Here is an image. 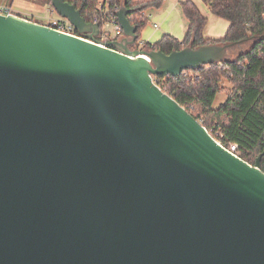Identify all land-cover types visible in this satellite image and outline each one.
<instances>
[{"label": "water", "instance_id": "95a60500", "mask_svg": "<svg viewBox=\"0 0 264 264\" xmlns=\"http://www.w3.org/2000/svg\"><path fill=\"white\" fill-rule=\"evenodd\" d=\"M78 35L0 14V264H264V171L154 76L243 42L138 46L51 0ZM107 23V22H106Z\"/></svg>", "mask_w": 264, "mask_h": 264}, {"label": "trees", "instance_id": "16d2710c", "mask_svg": "<svg viewBox=\"0 0 264 264\" xmlns=\"http://www.w3.org/2000/svg\"><path fill=\"white\" fill-rule=\"evenodd\" d=\"M66 1L81 9L87 22H101L102 28L121 6H126L130 10L128 18L137 27L138 43L143 48L162 50L166 54L189 45L198 47L242 40L241 44L250 43L248 49L223 62L187 69L179 76H154V80L224 146L229 148L236 144L235 152L241 158L254 164L262 155L264 171V0H204L215 16L229 22L225 35L218 39L206 36L209 20L195 1L180 0L187 20L185 37L178 39L166 33L154 43L141 41V32L150 20L149 11L160 9L165 0ZM46 2L52 6L51 0ZM13 3L14 0L6 4L13 6ZM226 90V101L214 107L218 94Z\"/></svg>", "mask_w": 264, "mask_h": 264}, {"label": "rangeland", "instance_id": "374dc122", "mask_svg": "<svg viewBox=\"0 0 264 264\" xmlns=\"http://www.w3.org/2000/svg\"><path fill=\"white\" fill-rule=\"evenodd\" d=\"M6 3H11L13 0H2ZM180 0H165L164 5L160 9H152L149 11L150 20L145 26V28L141 32V41L147 42H156L159 40L164 34L172 33L179 34L183 33L185 37V31L183 32L182 27L186 25V18L182 12ZM195 3L199 6L201 11L208 17V25L205 30V34L208 38L218 39L225 35L229 22L225 19L219 18L215 16L208 5L204 2V0H194ZM176 9V13L180 15V17H175V10L171 6ZM15 11H17L20 15L27 17L29 19H33L36 22H40L43 24H50L51 20L58 18L59 15L56 11H51L49 4L46 0H14L13 6ZM158 24V29H155L154 25ZM177 29V30H176ZM179 29V30H178ZM104 35H108L110 38L117 37L115 32V25L108 21L103 26ZM107 34H106V33ZM171 33V34H172ZM182 37L181 39H183ZM140 47H143L142 44L138 43ZM250 47V43L241 44L233 50L228 51L227 57H233L238 52L242 50H246ZM228 97L227 90L222 91L216 97L213 106L219 107L223 102L226 101Z\"/></svg>", "mask_w": 264, "mask_h": 264}, {"label": "built area", "instance_id": "2783aa9c", "mask_svg": "<svg viewBox=\"0 0 264 264\" xmlns=\"http://www.w3.org/2000/svg\"><path fill=\"white\" fill-rule=\"evenodd\" d=\"M50 10L53 12L55 11L54 8L52 6H50ZM0 14L3 15H11V14H15V15H20L17 11H15V9L12 6L7 5L4 2H0ZM23 16V15H21ZM24 17V16H23ZM27 18V17H26ZM111 23H113L115 25V32L117 35H121L122 34V28L119 26L118 24V19L116 14H113L111 16ZM49 26L57 29L58 31L67 33V34H72V35H78V32L76 30V28L74 27V25L67 20L66 18H63L61 16H59L58 18H55L53 20H51L50 24H48ZM157 26V24H156ZM104 31H102V41H105L106 39L110 38L108 35H104L103 33ZM106 33V32H105ZM107 34V33H106ZM229 149L234 152L236 155H238L235 151L237 149V145L236 144H232Z\"/></svg>", "mask_w": 264, "mask_h": 264}, {"label": "crops", "instance_id": "0c3cea01", "mask_svg": "<svg viewBox=\"0 0 264 264\" xmlns=\"http://www.w3.org/2000/svg\"><path fill=\"white\" fill-rule=\"evenodd\" d=\"M171 7L174 8L173 5H172ZM174 10H175V13H176V9H175V8H174ZM175 17H178V18H179L180 15L176 13V14H175ZM32 20H33V19H32ZM154 27H155V29H158L159 25L157 24V26H156V24H155ZM172 30H173V29H170V32H171V33H172ZM176 30H177V29H176ZM178 30H179V29H178ZM182 30H183V32H184L185 30L187 31V22H186V25H184V26L182 27ZM186 31H185V32H186ZM171 33H170V34H171ZM185 34H186V33H185ZM172 35H174V36L177 37L178 39H181L182 37H184L182 32H180L179 34H174V33H172ZM160 39H161V38H160ZM157 41H158V40H157ZM143 42H144V41H143Z\"/></svg>", "mask_w": 264, "mask_h": 264}, {"label": "flooded vegetation", "instance_id": "af4514ba", "mask_svg": "<svg viewBox=\"0 0 264 264\" xmlns=\"http://www.w3.org/2000/svg\"><path fill=\"white\" fill-rule=\"evenodd\" d=\"M102 37H103V35H102V34H100V35H98V36H97V39L101 40V39H102ZM138 46H139V45H138Z\"/></svg>", "mask_w": 264, "mask_h": 264}]
</instances>
